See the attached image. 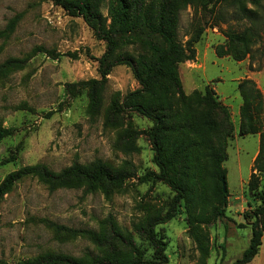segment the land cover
I'll use <instances>...</instances> for the list:
<instances>
[{"label":"rangeland","instance_id":"rangeland-1","mask_svg":"<svg viewBox=\"0 0 264 264\" xmlns=\"http://www.w3.org/2000/svg\"><path fill=\"white\" fill-rule=\"evenodd\" d=\"M109 1L102 8L108 19ZM243 3L249 12L241 11L237 0L204 10L194 1L180 11L177 40L181 44L203 28L195 45L196 59L178 68L184 93L191 96L212 89L227 109L234 131L226 142L224 163L227 216L215 222L209 219L212 170L203 147L197 164L208 170L202 171L193 193L199 202L192 210L193 202L182 200L174 219L156 228L166 243L168 264H233L249 246L251 229L239 225L244 224L248 203L258 204L249 198L247 187L264 132V0ZM249 28L259 38L242 61H235L226 55L227 32ZM106 49V42L82 17L69 16L53 0H0V64L21 61L0 78V128L12 130L0 141V183L8 174L35 165L59 173L76 164L103 161L131 172L123 187L110 195L86 187L51 191L36 177L17 182L0 198V260L16 264L46 252L75 257L96 253L87 239L59 234L49 223L98 230L109 217L132 233L145 259L152 257L153 248L133 226L152 215H165L176 192L156 179L160 171L155 150L145 134L153 121L121 106L125 96L140 87L128 66L112 70L101 90L99 110L89 111L91 86L86 83L101 80L99 59ZM129 50L140 49L130 46ZM118 105L121 108L113 112ZM245 106L259 132L241 137L242 124L247 125L242 116ZM195 109L205 110L203 105ZM129 131L137 134L127 140ZM249 264H264V236L259 254Z\"/></svg>","mask_w":264,"mask_h":264},{"label":"trees","instance_id":"trees-1","mask_svg":"<svg viewBox=\"0 0 264 264\" xmlns=\"http://www.w3.org/2000/svg\"><path fill=\"white\" fill-rule=\"evenodd\" d=\"M71 17H82L94 30L98 39L106 42L107 49L99 59L101 80L86 83L91 86L88 97L89 111L94 113L101 106V90L112 70L120 65L128 66L139 84V88L127 94L122 108L134 110L153 121L154 126L145 134L154 146V161L159 168L158 181L167 184L176 196L172 208L165 215H152L144 222L134 224L135 233L140 235L153 248L150 259H145L144 252L136 243L132 233L109 217L98 230L68 229L50 222L49 226L57 233H68L91 242L96 253H86L75 257L64 253L46 252L34 258L19 261L16 264H168L166 243L158 236L156 228L160 224L174 219L176 206L182 200L189 199L193 210L199 199L193 198L199 188L203 170L208 167L197 164L198 153L205 147L204 153L211 162L212 184L208 198L212 202L209 219H223L228 208L229 192L223 188L227 170L224 163L228 159L226 142L233 135V126L229 121L228 111L219 103L215 93L209 87L204 94L196 92L186 96L179 75V65L196 59L195 45L201 40L203 28H200L183 45L177 40L180 11L188 4L197 1L199 6L208 9L222 2L235 0H110L109 19L103 15L102 8L107 0H53ZM259 2V0H253ZM239 8L247 11L243 0H237ZM110 20V24H108ZM15 21L11 27H14ZM229 48L226 55L235 61H242L251 52V46L259 35L253 29L242 33L227 32ZM130 46L140 50L133 52ZM224 55H221V57ZM21 61L9 60L0 64V78L18 67ZM241 90L244 84L240 85ZM179 105L180 108H176ZM205 110L199 112L197 107ZM119 105L113 108L117 111ZM246 124H242L241 137L256 135L259 128L251 112L245 106L242 111ZM129 131L127 140L135 137ZM12 135V130L0 128V141ZM137 136V135H136ZM15 160V156L13 157ZM257 171L258 173H254ZM259 174V175H258ZM129 169L117 170L103 161L88 165H73L59 173L43 165L28 166L8 174L0 183V198L8 194L15 184L28 177H36L49 186L51 191L59 188L86 187L90 191L100 190L110 195L120 190ZM263 176V182L260 180ZM200 178V179H198ZM249 198L257 203L250 204L243 212L244 224L249 227L251 238L248 248L240 259L233 264H249L260 252L264 236V132L260 135L259 153L255 159L253 173L247 187ZM193 206V207H192ZM0 264H11L0 260Z\"/></svg>","mask_w":264,"mask_h":264},{"label":"water","instance_id":"water-1","mask_svg":"<svg viewBox=\"0 0 264 264\" xmlns=\"http://www.w3.org/2000/svg\"><path fill=\"white\" fill-rule=\"evenodd\" d=\"M223 188H224V191H226V182H225V180H223Z\"/></svg>","mask_w":264,"mask_h":264},{"label":"crops","instance_id":"crops-1","mask_svg":"<svg viewBox=\"0 0 264 264\" xmlns=\"http://www.w3.org/2000/svg\"><path fill=\"white\" fill-rule=\"evenodd\" d=\"M251 175V174H250Z\"/></svg>","mask_w":264,"mask_h":264}]
</instances>
